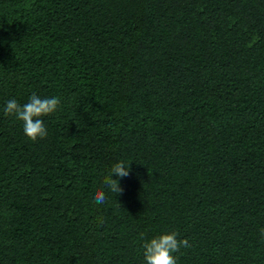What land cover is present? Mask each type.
<instances>
[{
    "label": "trees",
    "instance_id": "1",
    "mask_svg": "<svg viewBox=\"0 0 264 264\" xmlns=\"http://www.w3.org/2000/svg\"><path fill=\"white\" fill-rule=\"evenodd\" d=\"M33 93L36 142L4 111ZM261 229L264 0H0V264H144L173 231L178 264H264Z\"/></svg>",
    "mask_w": 264,
    "mask_h": 264
},
{
    "label": "clouds",
    "instance_id": "2",
    "mask_svg": "<svg viewBox=\"0 0 264 264\" xmlns=\"http://www.w3.org/2000/svg\"><path fill=\"white\" fill-rule=\"evenodd\" d=\"M60 105L59 97L40 98L33 93L26 104L20 105L16 100H9L5 106V114L14 116L22 122L23 134L32 142L43 140L47 136V129L43 123L42 117L50 116L55 113ZM131 162L125 164L123 161H117L110 169L108 175L104 178V184L113 193L122 194L123 189L119 186L117 179H112L115 175L118 178H126L130 174ZM97 204H104L106 196L103 191H98L94 195ZM264 236V229L260 230ZM178 234L173 231L162 233L142 244V256L144 264H178V258L175 255L180 249L190 247L187 239H178ZM143 239V234H141Z\"/></svg>",
    "mask_w": 264,
    "mask_h": 264
}]
</instances>
